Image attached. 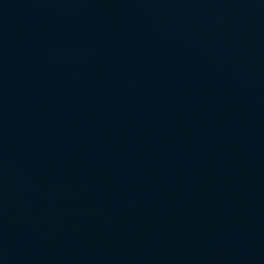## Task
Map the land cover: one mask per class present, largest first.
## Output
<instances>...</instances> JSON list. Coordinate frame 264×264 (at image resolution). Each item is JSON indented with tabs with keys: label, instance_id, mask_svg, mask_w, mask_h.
<instances>
[{
	"label": "water",
	"instance_id": "95a60500",
	"mask_svg": "<svg viewBox=\"0 0 264 264\" xmlns=\"http://www.w3.org/2000/svg\"><path fill=\"white\" fill-rule=\"evenodd\" d=\"M0 15L153 25L264 58V0H0Z\"/></svg>",
	"mask_w": 264,
	"mask_h": 264
}]
</instances>
